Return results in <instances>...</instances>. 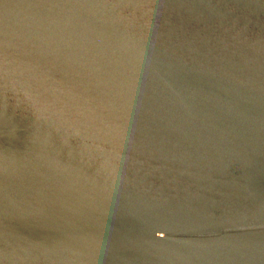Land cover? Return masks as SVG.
Returning a JSON list of instances; mask_svg holds the SVG:
<instances>
[{"label":"water","instance_id":"95a60500","mask_svg":"<svg viewBox=\"0 0 264 264\" xmlns=\"http://www.w3.org/2000/svg\"><path fill=\"white\" fill-rule=\"evenodd\" d=\"M0 264H264V0H0Z\"/></svg>","mask_w":264,"mask_h":264}]
</instances>
